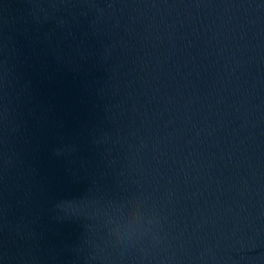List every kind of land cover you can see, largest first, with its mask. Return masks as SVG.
<instances>
[{
	"label": "water",
	"instance_id": "1",
	"mask_svg": "<svg viewBox=\"0 0 264 264\" xmlns=\"http://www.w3.org/2000/svg\"><path fill=\"white\" fill-rule=\"evenodd\" d=\"M0 264H264V0H0Z\"/></svg>",
	"mask_w": 264,
	"mask_h": 264
}]
</instances>
